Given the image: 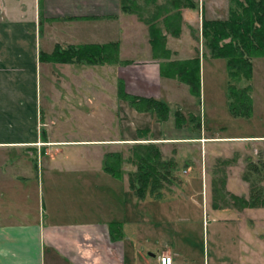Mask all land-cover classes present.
<instances>
[{
  "label": "crops",
  "instance_id": "crops-1",
  "mask_svg": "<svg viewBox=\"0 0 264 264\" xmlns=\"http://www.w3.org/2000/svg\"><path fill=\"white\" fill-rule=\"evenodd\" d=\"M192 12L188 10L184 15L186 28L193 32L188 19ZM129 15L122 0H0V264H159L163 254L172 255L176 264H200L197 252L193 253L196 248L200 253L201 248L189 236V217L181 229L174 227L175 216L170 218L164 206L166 200L175 199L164 195V189L174 188L177 182L157 187L155 192L149 187L146 195L139 197L129 180L130 172L137 166L128 157L120 164L112 159L120 174L114 176L106 170L105 155L117 154V146L129 144L132 147L136 143H154L162 150L166 143L201 142L198 144L207 146L220 137L198 132L192 121L178 126L176 115L171 112L167 120H158L160 134L152 136L143 134L149 126L142 122L130 125L121 138L53 136V125L61 117L67 124L75 121L79 125L90 118L93 123L101 112L118 114L123 104L130 108L129 113L133 109L147 113L119 96L120 82L130 95L160 99L176 106L181 105L179 92L192 96L186 83L162 75L165 60L156 56L148 25L128 22L132 18ZM109 27L118 30L109 31ZM113 42L119 43L120 62L109 66L122 68L113 77L96 75L94 68L105 65L59 62L51 55L58 48L65 51ZM166 47L177 54L170 37ZM129 52L134 54L128 55ZM197 55L190 53L180 60L200 56ZM141 60L145 65L139 66ZM253 65L255 75V61ZM89 68H93L92 75ZM89 83L96 85L93 93L84 88ZM257 111L254 101L251 118ZM128 115L133 123L132 114ZM173 118V126L165 129L166 121ZM166 130L170 137H164ZM221 138L247 140L252 143L251 159H262L264 134ZM66 145L90 147L86 152L91 154L90 158L58 159L62 150H56V155L47 152L51 146ZM104 146L115 149L104 151ZM96 147L102 148L101 159H96ZM170 160L177 163L173 172L180 178L179 159ZM239 161L235 162V169L245 166V162ZM193 164L194 160L188 159L183 172L191 173ZM208 175L207 169L202 168L196 177L203 179L204 191ZM233 175L232 179H238ZM239 180L241 191L236 192L228 184L227 191L235 197L248 196V182ZM211 181L214 190L216 179L211 176ZM226 182H230L229 176ZM198 206L199 220L194 225L204 222L206 214L208 221L216 222L229 220L223 212H241L238 207L216 204L214 199L210 212L207 200L204 207Z\"/></svg>",
  "mask_w": 264,
  "mask_h": 264
},
{
  "label": "rangeland",
  "instance_id": "rangeland-1",
  "mask_svg": "<svg viewBox=\"0 0 264 264\" xmlns=\"http://www.w3.org/2000/svg\"><path fill=\"white\" fill-rule=\"evenodd\" d=\"M123 1L128 5L129 11H127V13L130 14L128 18L132 17L128 19V22L147 24L149 29L150 23L155 21L157 26L167 35V41L170 37L172 47L178 51L177 54L170 52L168 56L162 58L165 60L163 64L168 63L170 58L173 61H177L194 52L200 55L197 56L200 57L201 60L199 72L201 96L198 98L191 94L192 97L186 92L185 94L179 92L178 98L181 96V105L176 106L172 104L171 114L174 116L175 111L180 109L182 114L189 119L191 113H195V122L192 123L197 126L196 130L198 132L201 131L203 134H214V136L220 137L217 139V142L209 143L207 146L198 144L201 142H174L166 143L165 147L162 148L164 158L170 159L173 157V159H179L180 161V172H177L180 178L176 180L177 186L164 189V195H167V197L175 196L174 200H166L164 203V206L167 207L168 216L170 218H172L173 215L175 216L176 224L174 227H180L179 229L184 225L186 218L189 217V236L200 244L199 248H201L200 253L197 248L194 253H192L196 255L197 252V259H200V264H264V210L260 212V208L264 207H250L245 204L243 206V203L240 200L238 201L235 196L231 195L230 191H227L225 187L228 184L230 188H233L236 192L241 191L239 179L242 178L244 181L248 182L250 195L252 187L259 186V184L262 183L258 176H253L249 171L247 161L252 158L250 156L252 155V143L247 142V140L236 142L237 139L225 140L221 138L234 134H264V56L255 55L253 57L251 56L252 54H249V60L251 59L252 63L255 61L256 72L254 75L253 65V69H251L253 73L250 71V75H252L250 78H247L242 74L243 72L246 73V70L243 68L238 70V66L235 67L234 65L233 68L230 66L229 59L226 57H215L213 53L210 54L209 47H211L210 41L212 38L206 36L204 33L206 20H228L233 12L237 16L242 17L245 14L244 8L249 5L248 2L246 0H193L196 9H193L194 12H192V15L188 16L189 24H191V28L194 29L192 32L190 29L186 28V16L184 12L192 10L184 7V3L187 2V0H181L179 3V5L182 6L181 8L176 7L173 3L177 0ZM165 20H168V22L171 21V23L169 22L171 24L169 29L165 25ZM120 24L121 23L118 21L117 27H119ZM173 26L180 28L179 33L175 31L176 29ZM106 29L109 31L118 30V28L114 29L113 27ZM140 30L143 29L141 28ZM172 31L176 32L178 35H173ZM144 38L146 37L141 36V39ZM230 42L236 43L232 35H229L223 40V44ZM242 49L247 52L245 47ZM132 54L134 53H128V55ZM203 58H206L204 59L205 61H203ZM119 59L120 53L117 57L118 62L113 63L118 64L120 62ZM138 64L139 66L145 65V62L141 60ZM100 65L105 66L103 68L96 66L94 69L96 75L100 74L103 77H113L118 74V70L119 72L120 70L122 71V68L118 69L119 66H117V68H110L114 66L111 63ZM43 69L44 72H48L47 68ZM89 70V74L92 75L93 68H89ZM241 74L244 76H240ZM60 86L61 85H58L59 89ZM95 86V84L89 83L84 88L86 90L88 89V92L93 93V88H95ZM41 87L44 91L45 77L43 78ZM227 93L229 95H227ZM253 96L255 98L254 100ZM43 97L45 98V94ZM45 99H47V97ZM247 99L249 100L251 108H246V106L244 108L243 104V108H240V103ZM230 101H233V110L229 105ZM254 101L258 111L255 117L253 116L251 118ZM242 110L246 113L242 112ZM117 111L118 114L116 113L114 116V113H106L107 115H105V112H101L100 115H97L95 122L92 123L93 119L91 118V122L90 119H83V122L79 125L75 121L69 124L63 123L64 118L61 117L53 125V136L61 139L93 137H96V139L109 137L121 138V136L127 134L130 125L134 127L140 125L141 122L148 124L151 128V130L149 127L144 129L143 134H150L149 136L160 134L161 124L154 113L142 110L147 113L140 114V112L134 109L129 113L130 108L128 109L127 104H123ZM128 114H132L131 120L133 123H130ZM231 115L233 117H239L238 120H235ZM191 117H194V115ZM173 122L174 118L171 119V122L166 121L165 129H167L168 126H173ZM74 123H76V125ZM222 124H225V126L223 127ZM209 129H211V131L208 132ZM169 132L170 131L166 130L164 137H170ZM102 148L104 151L115 149L113 146H104ZM102 148L99 149L96 147V159L102 158ZM130 148V144L122 147L117 146L116 149L119 151L117 154L119 158L116 159L130 157ZM59 149L62 150L63 153L57 154L58 159H89L91 155L86 153L90 150V147L86 146H51L47 152L55 154V151ZM261 150L262 153L260 155L261 158L264 159V147H261ZM255 157H257V155ZM188 159L194 160V164L192 165L193 168L189 174L183 172L184 169H187L184 168V166ZM238 159H240L238 163L241 162L243 164V162H245V166L240 165L235 169L237 165L235 162ZM128 167L130 166L128 165ZM202 168L205 170L207 169L209 174L207 176V191H204L202 184L203 179L200 181L196 178L201 174ZM213 170L216 172H213ZM233 174L236 175L238 179H232L231 176ZM211 176L216 179V186H214L216 188H214V190L211 189ZM228 176L230 177V182H226V177ZM192 177H195V179ZM200 186L202 191H200ZM242 188H245V186H242ZM249 195L241 197L248 199ZM213 199L216 201V204L222 206H230L232 208L238 207L237 209H241L240 214L238 213L237 215L236 212L231 211L221 213L224 217H228L229 220H226L228 223H226L225 220L216 222L208 221L209 217H207L206 214L204 217L205 223L201 220L199 225H194V221L199 220L197 215L198 205L201 204L204 207L207 200L208 211L210 212ZM212 218L213 215L210 214V219ZM179 231L177 230V233Z\"/></svg>",
  "mask_w": 264,
  "mask_h": 264
},
{
  "label": "trees",
  "instance_id": "trees-1",
  "mask_svg": "<svg viewBox=\"0 0 264 264\" xmlns=\"http://www.w3.org/2000/svg\"><path fill=\"white\" fill-rule=\"evenodd\" d=\"M246 1L249 5L244 8V16L239 17L233 12L228 20H206L204 33L206 36L212 38L210 41L212 48L209 47L210 54L213 53V56L215 57H226L229 59L231 67H233V65L235 67L238 66V70L243 68L246 70V73L243 72L242 74L247 78H250L252 75H250V71L253 69V63L251 62V59L249 60V54H252L251 56L253 57L255 55L264 56V0ZM180 2L181 0H177L173 3L176 7L181 8L182 6L179 5ZM122 6L124 11H129L128 5H126L123 0ZM184 7L192 10L196 9L193 0H187V2L184 3ZM169 22L171 23V21ZM169 22L168 20H165V25L168 29L171 25ZM174 28L176 29L174 30L179 33L180 28ZM149 32L150 42L156 56L161 58L168 56L170 51L166 47L167 35H165L163 30L157 26L155 21L150 23ZM176 32L172 31L173 35H178ZM229 35L234 37L236 43L230 42L223 44V40ZM243 47L247 49V52L242 49ZM118 54L119 43L113 42L106 44L96 43V45H81L80 47L70 48L65 51L58 48L57 51H54L51 55L54 61L100 65L118 62ZM200 62V57L177 61L169 60L168 63H165L162 66V75L186 83L190 88L191 94L199 98L201 96L199 76ZM242 74L240 76H244ZM123 85V82H120L118 90L119 96L124 100H128L135 108H137V110L152 112L160 121H165L169 118L171 104L167 101L130 95L124 89ZM232 102L233 101L229 102L231 108L233 107ZM240 104V108H245V106L246 108H251L248 99ZM242 112L246 113L243 110ZM175 115L178 126H184L188 121L195 122L196 118V115L191 113L190 118L187 119L180 109L175 111ZM192 115H194V117H191ZM144 134L145 136L148 135L146 133ZM117 154H106V170L112 172L114 176L119 177L120 174L117 173L118 166H116L112 160L119 158V155ZM163 156L162 150L154 143H136L131 147V155L128 159H130L137 168L135 171L130 172L129 180L130 186L139 197H144L149 187L152 192H155L157 187H161L166 183H172L177 180L178 177L173 172L177 167V163L174 160H170L173 158L166 159ZM117 160L118 161L116 162H118V164L122 162V159ZM247 163L250 173L253 174V176H258L262 183H260L259 186L252 187L248 199L242 197L235 198H237L238 201L240 200L243 203V206L245 204L250 207H264V159L262 158L257 161L248 159Z\"/></svg>",
  "mask_w": 264,
  "mask_h": 264
},
{
  "label": "built area",
  "instance_id": "built-area-1",
  "mask_svg": "<svg viewBox=\"0 0 264 264\" xmlns=\"http://www.w3.org/2000/svg\"><path fill=\"white\" fill-rule=\"evenodd\" d=\"M159 264H176L172 255L163 254L159 258Z\"/></svg>",
  "mask_w": 264,
  "mask_h": 264
}]
</instances>
